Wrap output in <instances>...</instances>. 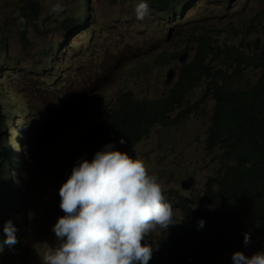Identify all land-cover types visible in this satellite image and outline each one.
I'll return each instance as SVG.
<instances>
[{"label":"rangeland","instance_id":"rangeland-1","mask_svg":"<svg viewBox=\"0 0 264 264\" xmlns=\"http://www.w3.org/2000/svg\"><path fill=\"white\" fill-rule=\"evenodd\" d=\"M19 1L0 0V42L4 37L10 42L8 53L0 46V59H21V67L41 75L42 79L37 80L25 75L23 85L26 87L22 91L42 108L48 95L52 94L56 100L73 96L77 90L90 86L88 99L80 102L81 110L77 100L75 111L50 130L51 136L43 141V145H29L26 163L18 166L26 201L23 209L26 210L27 226L17 245L3 244L5 239L0 236V264H41L47 248L57 245L54 233L44 235L43 228L47 225L48 212L53 209L51 196L55 191L58 165L63 156L66 157L63 152L80 131L90 133L105 109L112 107V102L123 92H130L137 99H160L169 95L178 82L181 69L174 54L179 57L187 47L194 46L200 34H206L221 44L235 46L246 55L257 53V44L264 43V0H194L179 16L149 9L142 21L137 20L134 13L137 0H90L93 38L90 40L84 35L74 39L70 44L79 46L84 43V50L71 57L69 53L73 48L66 56H59L61 49L52 57V65H45V71L39 68L42 66L39 63L42 50L49 41L59 40L58 26L64 19L76 15L77 7L85 0H39L41 20L30 28L28 51H24L19 42L21 26L16 11ZM57 2L65 8L60 14L50 11ZM70 44L64 48H69ZM193 55L190 51L188 61ZM67 57L71 62L64 69L61 63ZM210 59L214 69L222 71L225 83L219 81L220 77L218 81L225 86L244 89L253 86L260 76V71L252 69L237 72L220 57L211 56ZM171 68L178 73L173 82L167 80ZM25 71L19 70L21 73ZM63 76L67 78L62 80ZM206 88L204 81L191 90L174 118L184 110L193 109ZM208 97L199 102L182 122L173 127L156 126L127 153L133 159H142L149 174L159 178L166 202L176 210V225L187 223L183 210L174 202L175 199L178 201V195L201 201L207 179L224 169L221 152L208 154L206 150L207 130L215 104L212 94ZM25 121L24 118L22 122ZM16 122L14 119V130L18 129ZM26 132L33 133V128L27 125ZM45 133L41 132V136L46 139ZM189 177L195 179V185L186 192L182 190L181 182ZM149 237L159 244L169 235L163 232Z\"/></svg>","mask_w":264,"mask_h":264},{"label":"clouds","instance_id":"clouds-1","mask_svg":"<svg viewBox=\"0 0 264 264\" xmlns=\"http://www.w3.org/2000/svg\"><path fill=\"white\" fill-rule=\"evenodd\" d=\"M37 1L39 2V0ZM137 1L138 3H136L134 8L137 20H144L149 13V9L159 10L149 7L146 0ZM193 1L194 0H191L189 5L184 6L181 12L187 10L188 7L193 4ZM89 3L90 0H85V3L77 7L76 15L73 14L64 19L58 26L57 33L59 40L57 42L49 41L42 50L39 60L42 66L39 68H42L43 71L47 70L45 67L46 64L49 66L52 65V57L61 49L59 56H66V53L73 48L69 53L71 57H75L79 52L84 50V43L79 46L70 44L74 39L78 37L81 38L84 35L89 37L90 40L93 38L94 33H91L92 28H90L93 25V20L91 19ZM21 4L22 1L20 0L16 6L17 16L21 26L20 34L26 30L29 37L30 28L41 20L42 7L39 3V17L36 20H29L19 15L18 9ZM50 11L55 14H60L65 11V8L61 2H57L52 6ZM165 15L171 16L166 11ZM81 16H84L90 23L87 28H83L82 26L77 32L71 35L63 32L62 25L64 22L71 17L77 18ZM89 28L90 30H88ZM89 32L90 34H87ZM5 38L7 40V48H3L1 42L0 46L8 53L10 42L7 37L3 39ZM199 38L204 42L208 40L211 42L209 44L210 51L214 48L216 49V46H220L223 49L229 47L238 49L235 46L221 44L218 40L212 39L206 34H200L194 46L191 48L187 47L188 50L179 57L177 54H174L173 57L174 59H178L181 68L193 60L199 44ZM19 42L23 47L22 36ZM69 44V48H64ZM88 47L89 45L85 50ZM29 48L30 41L28 38V46L23 47V50L28 51ZM190 51H193L194 55L192 60L188 61ZM185 53H187V58L185 62L182 63L180 58ZM211 56L214 55H209V61L211 60ZM70 62L71 58L67 57L62 61L61 65L64 69H67ZM21 64V59L18 58L0 59V79L2 78V81H0V174L3 175L0 180H4L6 177L11 178L12 182L19 190L23 209L26 207V201L24 198V189L20 182L21 177L18 174V166L26 163L29 145L33 147L43 145V141L48 140L51 136L50 130H54L58 127L61 120L66 119L75 111L77 100L78 107L81 110L80 102L88 99V89L90 86H88V89H83L82 91L77 90L73 96L58 97L56 100L52 94L48 95L43 107L40 108L31 101L26 95V92L22 91V89L26 87V85H23V78L25 75L28 76L29 79L36 80L42 79L41 75L30 68L26 69V67H21ZM21 68L27 71L21 73L19 72ZM176 74L178 73L175 71V76ZM58 76L59 75H57V78ZM66 78V76H63L62 80ZM83 81L86 84L89 83L85 80ZM73 82L74 81H72V83ZM79 83L82 84L81 81H79ZM45 88L48 89L47 87ZM123 93L115 98L112 102V107H107L105 109L104 113H102L103 117L113 110L116 99ZM201 101H203V99L199 100V102ZM198 104H195L193 109H191L187 115H184V117H181L182 113H180L177 116L178 121L174 125L166 127H173L182 122L194 109H196ZM102 115L99 118H101ZM24 118L26 119L25 123L22 122ZM14 119H17L15 123L16 127H18L17 130L13 129ZM24 124L26 127L28 125L33 128L34 136H32V132H26ZM96 124L98 125V121ZM96 127L91 130L90 133L82 134L80 131L76 140L63 152L66 157L63 156L59 162L54 180L55 191L51 196L52 211L57 206L56 199L60 197L59 208L62 210L60 213L61 217H58L57 220H54L56 222L53 221V223L46 218L47 225L43 228L44 235L54 233L57 245L47 248L41 257V264H149L153 253L157 250L155 248L157 243L149 236L154 233L166 232L170 227L178 224L175 219L176 210L171 204L166 202V197L163 194V187L159 182V178L156 175L149 174L142 159H133L129 156L127 153L131 150L128 152L114 150L115 145L113 143H108L102 150L95 152L91 161L85 159L83 137L93 133ZM41 132H46V139L42 138ZM119 143L124 144L125 140L121 139ZM75 151L80 152L79 156H73ZM216 151L221 152L220 159L224 165V169L219 172L220 174L233 164L227 163L222 158L223 154L220 149H216L212 153L207 150L208 154H213ZM69 158L71 175L61 185V182L58 183L59 172L61 170L62 177L63 171L61 163L62 161H68ZM8 165L10 168L7 167ZM191 178L194 180L193 185H191L189 190L184 189L182 183ZM206 184L204 190L206 189ZM194 185L195 179L193 177H189L181 182V188L186 192H190ZM1 194L2 192L0 189V195ZM180 195L182 194L178 195V201ZM178 201H176V199L174 201L176 207H179L177 206ZM191 202L198 201L192 198ZM203 205L206 206L205 204ZM23 212L25 215L26 210L23 209ZM186 222H188L187 218ZM26 226L25 223L23 231L15 233L16 229L11 221L4 223L3 229L0 230V236L5 239L3 244L8 246L17 245L21 237L25 234ZM203 226L204 221L200 220L198 222V227L202 228ZM250 243V233L246 232L243 234V244L247 247ZM231 260L232 264H264V251L256 252L251 256H245L244 253L237 251L232 254Z\"/></svg>","mask_w":264,"mask_h":264},{"label":"trees","instance_id":"trees-1","mask_svg":"<svg viewBox=\"0 0 264 264\" xmlns=\"http://www.w3.org/2000/svg\"><path fill=\"white\" fill-rule=\"evenodd\" d=\"M21 1L19 15L36 20L40 14L39 2ZM190 1L146 0L149 7L175 16L181 14L182 8ZM89 25L84 16L71 17L62 28L64 33L71 35L82 26L87 28ZM21 36L23 47H27V31L24 30ZM6 41V38L1 40L3 48H7ZM210 43L199 38L193 60L181 68L179 81L170 95L151 100L135 99L131 93H123L116 99L113 110L99 118L94 132L83 137L85 159L89 161L108 143L115 145L114 150L128 152L154 127L174 125L178 121L174 115L182 109L189 92L206 82L207 88L200 100H206L209 94L215 100L207 150L212 153L220 149L222 158L233 165L208 179L200 202L179 196L177 206L183 209L188 222L166 231L169 237H163L155 246L157 250L149 264H232L234 252L251 256L264 251V43L257 44V53L253 55H246L234 47L223 49L216 46L210 51ZM210 54L226 59L237 72L248 69L260 71L257 82L244 89L219 83L220 80L225 83V79L222 71L214 69L208 60ZM191 109L184 110L181 117ZM121 139L125 140L124 144L119 143ZM79 154L75 151L73 156ZM69 163L70 158L61 163L62 177L61 170L58 177L61 185L71 175ZM7 167L10 168L9 165ZM0 189V230L4 223L11 221L15 233H20L24 228L25 215L19 190L10 177L0 180ZM56 201V208L50 210L46 217L52 223L61 217L62 212L60 197ZM200 220L204 221L202 228L198 227ZM246 232L251 236L247 247L243 244Z\"/></svg>","mask_w":264,"mask_h":264},{"label":"water","instance_id":"water-1","mask_svg":"<svg viewBox=\"0 0 264 264\" xmlns=\"http://www.w3.org/2000/svg\"><path fill=\"white\" fill-rule=\"evenodd\" d=\"M186 58H187V53H185L184 55H182V57L180 58V61H181L182 63H184L185 60H186ZM174 78H175V70H174V69H171L170 72H169V74H168V80H169V81H173ZM193 183H194V180L191 178V179H189L188 181H184V182L182 183V187H183L184 189H186V190H189L190 187H191V185H193Z\"/></svg>","mask_w":264,"mask_h":264}]
</instances>
